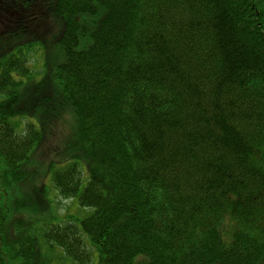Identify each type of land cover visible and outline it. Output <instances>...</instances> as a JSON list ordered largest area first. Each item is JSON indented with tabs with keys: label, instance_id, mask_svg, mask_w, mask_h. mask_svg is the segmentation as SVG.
I'll list each match as a JSON object with an SVG mask.
<instances>
[{
	"label": "trees",
	"instance_id": "obj_1",
	"mask_svg": "<svg viewBox=\"0 0 264 264\" xmlns=\"http://www.w3.org/2000/svg\"><path fill=\"white\" fill-rule=\"evenodd\" d=\"M60 252L264 264V0H0V264Z\"/></svg>",
	"mask_w": 264,
	"mask_h": 264
},
{
	"label": "rangeland",
	"instance_id": "obj_2",
	"mask_svg": "<svg viewBox=\"0 0 264 264\" xmlns=\"http://www.w3.org/2000/svg\"><path fill=\"white\" fill-rule=\"evenodd\" d=\"M46 54L42 52V54L38 53L34 56L32 54L29 58V63L31 67L34 69L35 72L40 73L38 74V77L40 78L42 76V72L44 70V62L46 61ZM52 142H47L38 152V154L35 157L34 162H38L40 160H45L46 157H48V153L51 149ZM26 189V187L24 188ZM54 200H52L51 207H53V213L57 216L56 218L50 215V220H53L55 222H62L65 220L67 215H72L75 218L82 219L86 215L89 214L90 208L82 207L77 199H64L59 194L55 195L52 193L51 195ZM40 209V208H39ZM53 214V215H54ZM58 252V251H57ZM58 256L60 257V261L56 259L53 261L52 264H76L70 257H64L62 252L58 253Z\"/></svg>",
	"mask_w": 264,
	"mask_h": 264
}]
</instances>
